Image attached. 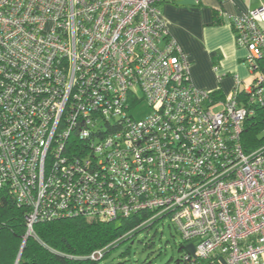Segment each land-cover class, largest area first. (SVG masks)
Masks as SVG:
<instances>
[{
    "label": "built area",
    "instance_id": "1",
    "mask_svg": "<svg viewBox=\"0 0 264 264\" xmlns=\"http://www.w3.org/2000/svg\"><path fill=\"white\" fill-rule=\"evenodd\" d=\"M167 1L0 0V190L28 233L145 214L194 242L183 264H264V144H242L247 104L264 107V6L227 18L249 81L217 99L192 85Z\"/></svg>",
    "mask_w": 264,
    "mask_h": 264
},
{
    "label": "trees",
    "instance_id": "2",
    "mask_svg": "<svg viewBox=\"0 0 264 264\" xmlns=\"http://www.w3.org/2000/svg\"><path fill=\"white\" fill-rule=\"evenodd\" d=\"M220 19L214 15L213 24H220ZM212 95L217 99L223 97L217 92ZM247 107L252 114L243 123L242 144L249 153L264 144V107L251 103ZM27 215V207L18 205L9 191L0 190V264H98L113 245L140 229L152 228L159 221H144L145 214L111 222L74 217L36 223L28 233ZM24 239L26 242L17 261ZM182 249L180 245L178 250L182 254L175 264H183L188 250ZM95 251H101V256L91 259Z\"/></svg>",
    "mask_w": 264,
    "mask_h": 264
},
{
    "label": "crops",
    "instance_id": "3",
    "mask_svg": "<svg viewBox=\"0 0 264 264\" xmlns=\"http://www.w3.org/2000/svg\"><path fill=\"white\" fill-rule=\"evenodd\" d=\"M264 6V0H177L160 4L161 19L190 61L192 85L200 90L230 92L235 79L240 89L249 81L247 51L235 45L228 17ZM221 18L213 24L214 15ZM264 26V25H263Z\"/></svg>",
    "mask_w": 264,
    "mask_h": 264
},
{
    "label": "rangeland",
    "instance_id": "4",
    "mask_svg": "<svg viewBox=\"0 0 264 264\" xmlns=\"http://www.w3.org/2000/svg\"><path fill=\"white\" fill-rule=\"evenodd\" d=\"M131 236L108 249V254L98 264H175L182 254L178 250L180 245H183L182 250H192L194 246L193 241L183 242L167 218Z\"/></svg>",
    "mask_w": 264,
    "mask_h": 264
},
{
    "label": "water",
    "instance_id": "5",
    "mask_svg": "<svg viewBox=\"0 0 264 264\" xmlns=\"http://www.w3.org/2000/svg\"><path fill=\"white\" fill-rule=\"evenodd\" d=\"M25 242H26V239H24V241L22 242V245H21V248H20V251H19V255H18V257H17V261H18L20 255H21V252H22V249H23V247H24V245H25ZM17 261H16V262H17Z\"/></svg>",
    "mask_w": 264,
    "mask_h": 264
}]
</instances>
